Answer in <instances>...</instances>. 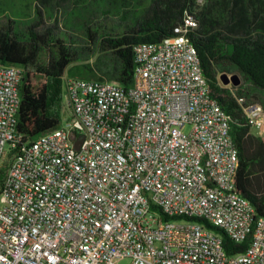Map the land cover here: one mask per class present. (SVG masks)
Instances as JSON below:
<instances>
[{"label": "built area", "instance_id": "built-area-1", "mask_svg": "<svg viewBox=\"0 0 264 264\" xmlns=\"http://www.w3.org/2000/svg\"><path fill=\"white\" fill-rule=\"evenodd\" d=\"M196 27L136 45L127 89L64 75L70 119L33 141L17 131L22 70L0 65V264H264V219L235 192L231 117L210 102ZM238 102L264 140L262 105ZM220 232L250 236L245 252L226 254Z\"/></svg>", "mask_w": 264, "mask_h": 264}, {"label": "trees", "instance_id": "trees-1", "mask_svg": "<svg viewBox=\"0 0 264 264\" xmlns=\"http://www.w3.org/2000/svg\"><path fill=\"white\" fill-rule=\"evenodd\" d=\"M39 1L41 5L47 2ZM212 1L213 6H199L197 0H151L117 33H106L91 20L84 22L82 29L89 39H95L103 54L91 64H82L73 37L55 34L57 23L54 28H44L40 5L24 0L25 8L33 5L34 23L21 32L13 20L0 25V65L22 70L17 131L24 141H33L60 127L64 75L113 82L127 89L135 67L134 47L172 37L174 30L189 19L197 23L187 36L197 52L210 97L231 117L229 133L238 156L235 192L250 202L255 220L264 219V140L251 133L238 102L243 98L264 109V0ZM224 7L227 18L218 25L214 11ZM224 73H237L239 86L222 85L219 77ZM4 173L5 167L0 171V188ZM220 234L226 254H242L247 249L250 236L237 244Z\"/></svg>", "mask_w": 264, "mask_h": 264}, {"label": "rangeland", "instance_id": "rangeland-1", "mask_svg": "<svg viewBox=\"0 0 264 264\" xmlns=\"http://www.w3.org/2000/svg\"><path fill=\"white\" fill-rule=\"evenodd\" d=\"M36 1L40 5V19L44 28H54V24L57 23L55 25L56 29H54L55 34L71 35L76 43V52L81 61L80 63L91 64L103 52L94 38H88L85 30L82 29L83 23H88L91 20L92 24L104 29L106 33L120 32L124 26H127L128 21L131 20L130 22H132V19L151 0H47L44 5H41L39 0H33V2ZM251 1L255 3L253 0ZM3 2L0 3V25L6 24L7 20H13L14 27L21 32L25 26L34 23L33 5L30 9L25 8L24 0H3ZM213 3L212 0H197L199 6L206 4L213 6ZM226 10L227 8L224 7L214 11L218 25H223L226 20ZM121 16H124V18H121ZM234 74L238 75L237 73L226 75L231 76ZM61 115L62 124L70 119L64 88ZM117 264H130V261L129 259H123Z\"/></svg>", "mask_w": 264, "mask_h": 264}, {"label": "water", "instance_id": "water-1", "mask_svg": "<svg viewBox=\"0 0 264 264\" xmlns=\"http://www.w3.org/2000/svg\"><path fill=\"white\" fill-rule=\"evenodd\" d=\"M219 80L221 81V84L224 86L232 85L233 87H237L240 84V78L236 74L231 75V76L222 74L220 75ZM78 147H79V144L75 143L74 148L77 150Z\"/></svg>", "mask_w": 264, "mask_h": 264}, {"label": "bare ground", "instance_id": "bare-ground-1", "mask_svg": "<svg viewBox=\"0 0 264 264\" xmlns=\"http://www.w3.org/2000/svg\"><path fill=\"white\" fill-rule=\"evenodd\" d=\"M185 22H186V23H192L189 19L185 20ZM180 31H181V27H180V28H176V29L174 30V35H173L172 37H177V36H178V33H179ZM210 102H213V105H214L215 107H220V106L218 105V103L216 102V100H214V99L211 98V97H210ZM223 116H229V115L223 111Z\"/></svg>", "mask_w": 264, "mask_h": 264}]
</instances>
